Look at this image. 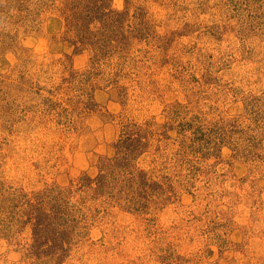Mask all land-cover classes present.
<instances>
[{"label":"rangeland","instance_id":"obj_1","mask_svg":"<svg viewBox=\"0 0 264 264\" xmlns=\"http://www.w3.org/2000/svg\"><path fill=\"white\" fill-rule=\"evenodd\" d=\"M0 264H264V0H0Z\"/></svg>","mask_w":264,"mask_h":264},{"label":"trees","instance_id":"obj_2","mask_svg":"<svg viewBox=\"0 0 264 264\" xmlns=\"http://www.w3.org/2000/svg\"><path fill=\"white\" fill-rule=\"evenodd\" d=\"M79 35L80 41L84 42L85 39L87 40V34H85L82 29L80 30ZM139 134L140 133H127L126 136L121 140L120 150L123 152V155L129 156V154H132L134 151H137L139 149V146L143 143ZM107 164L108 163H105L104 165ZM54 211L55 210H53V212ZM49 212L51 211L45 210L41 205H37L34 209L32 218L34 219V222L32 223V225L34 235L36 236V240L38 241L35 246H38V248L41 246H45L49 242H53V245H55L56 241L59 238L58 233L57 235L54 234V236H51L50 238L46 236V232L48 230H51V228L55 225V217H51L50 214H48Z\"/></svg>","mask_w":264,"mask_h":264}]
</instances>
